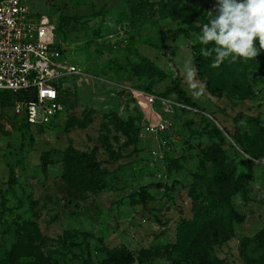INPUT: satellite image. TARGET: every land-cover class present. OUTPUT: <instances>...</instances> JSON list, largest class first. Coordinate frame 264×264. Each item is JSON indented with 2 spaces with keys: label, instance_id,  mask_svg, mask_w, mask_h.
Listing matches in <instances>:
<instances>
[{
  "label": "rangeland",
  "instance_id": "374dc122",
  "mask_svg": "<svg viewBox=\"0 0 264 264\" xmlns=\"http://www.w3.org/2000/svg\"><path fill=\"white\" fill-rule=\"evenodd\" d=\"M27 3L91 78L65 77V109L42 124L0 101V264H264V48L213 67L198 37L216 0ZM72 162L97 165L76 174L77 197ZM151 183L164 187L138 189Z\"/></svg>",
  "mask_w": 264,
  "mask_h": 264
},
{
  "label": "built area",
  "instance_id": "2783aa9c",
  "mask_svg": "<svg viewBox=\"0 0 264 264\" xmlns=\"http://www.w3.org/2000/svg\"><path fill=\"white\" fill-rule=\"evenodd\" d=\"M55 22L47 15L37 17L27 0H0V95L18 93L16 106L22 108L29 124H42L65 109V77L75 75L88 81L91 75L76 64L67 47L51 40ZM149 105L186 108L169 100L137 90ZM162 121L146 128L150 133L163 132ZM165 141H160L155 154L163 161Z\"/></svg>",
  "mask_w": 264,
  "mask_h": 264
},
{
  "label": "clouds",
  "instance_id": "9594fccd",
  "mask_svg": "<svg viewBox=\"0 0 264 264\" xmlns=\"http://www.w3.org/2000/svg\"><path fill=\"white\" fill-rule=\"evenodd\" d=\"M214 13H207L208 22L198 37L205 46L201 55L215 54L213 67L229 58L232 61L256 58L264 48V0H216ZM185 71L186 78L192 81L195 69L189 66Z\"/></svg>",
  "mask_w": 264,
  "mask_h": 264
},
{
  "label": "trees",
  "instance_id": "16d2710c",
  "mask_svg": "<svg viewBox=\"0 0 264 264\" xmlns=\"http://www.w3.org/2000/svg\"><path fill=\"white\" fill-rule=\"evenodd\" d=\"M138 2V1H137ZM136 5L139 3H135ZM152 4L150 2L147 3V7L149 9H152ZM147 8V9H148ZM170 19L176 18L177 17V13H172L169 12L167 15ZM66 18V20H70L72 21V19ZM178 35H183L184 37L188 36V32L185 28L179 27L175 32L170 34V38L171 39H176ZM212 96H220L221 93L220 92H216L215 90L211 89L208 87V85H206L205 87ZM169 92H173L177 95V97L182 100L183 102H185L187 105L195 108L196 105L195 103L189 98L187 97V95L185 94L184 90L180 88V86L178 85V79H175L173 81V86L169 89ZM24 96L23 93L18 92V93H11V92H3L0 95V101L4 100L5 98L8 97H12V98H17L20 99ZM253 120V119H252ZM26 123H28L25 120ZM259 130L263 133V139H264V124H259ZM92 166H97L96 163L95 164H81V163H76V162H72L70 164H68L65 169L63 170L62 173V178L64 181V185H65V191L68 193V195H70L71 197H77L78 196V177H77V173H84L86 170L91 169ZM42 172L43 174L47 173V162L43 161L42 162ZM175 186V184L172 185V188ZM150 187H164L161 183H151L150 185H145L142 187H139V190H146Z\"/></svg>",
  "mask_w": 264,
  "mask_h": 264
}]
</instances>
